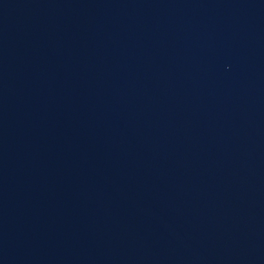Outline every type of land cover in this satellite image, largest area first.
Masks as SVG:
<instances>
[{
  "label": "water",
  "instance_id": "obj_1",
  "mask_svg": "<svg viewBox=\"0 0 264 264\" xmlns=\"http://www.w3.org/2000/svg\"><path fill=\"white\" fill-rule=\"evenodd\" d=\"M0 240L264 264V0H0Z\"/></svg>",
  "mask_w": 264,
  "mask_h": 264
}]
</instances>
